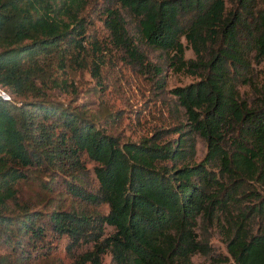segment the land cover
I'll return each instance as SVG.
<instances>
[{"label": "trees", "instance_id": "trees-1", "mask_svg": "<svg viewBox=\"0 0 264 264\" xmlns=\"http://www.w3.org/2000/svg\"><path fill=\"white\" fill-rule=\"evenodd\" d=\"M105 38L158 79L139 44L199 77L172 88L184 122L120 141L96 126L113 112L49 98L52 69L88 68L101 82ZM262 61L264 0H0V89L21 97L0 96V264L51 263L53 237L85 244L77 264L105 253L108 264H191L195 254L264 264V73L251 66ZM210 231L225 253L211 250Z\"/></svg>", "mask_w": 264, "mask_h": 264}, {"label": "rangeland", "instance_id": "rangeland-1", "mask_svg": "<svg viewBox=\"0 0 264 264\" xmlns=\"http://www.w3.org/2000/svg\"><path fill=\"white\" fill-rule=\"evenodd\" d=\"M132 21L133 19H128V30L133 28ZM93 26L95 34L100 37L103 33L100 21L94 18ZM181 40L185 45L184 57H193L189 45L182 37ZM102 42L106 44V47L103 49L104 61L100 67L101 82L95 81L88 68L52 69V81L49 82L46 93L53 102L64 106L85 107L88 111L105 109L113 112L110 122L103 123L102 118L99 117L96 126L116 136L120 141L136 140L140 136H149L156 129L168 128L178 121H185L183 110L172 88L194 82L199 78L197 75L185 70H171L164 62L163 51L139 44L145 61L162 67V78L158 79V75H152L150 71L142 72L138 65L130 63L129 59L118 49L107 44L106 38ZM251 66L259 74L264 73L263 61L253 62ZM3 90L13 99H21L20 96L13 95L7 89ZM173 135L170 134V136ZM204 152V141L199 136H195L194 153L191 160L198 161ZM83 160L91 173L94 162L86 155L83 156ZM92 177L91 173L89 178L92 179ZM19 186H21V198L33 196V190L28 185L19 184ZM33 188L36 189V187ZM32 206L40 210L50 207L45 202L41 203L37 200L32 201ZM97 209L105 212L106 205L102 203L97 206ZM254 227L252 225L253 229ZM108 230L109 227L106 226L105 231ZM207 236L212 251L226 252L222 237L213 231L207 233ZM84 247L85 244H82L79 248L69 250L66 247L65 238L53 237L50 239L48 251V254L52 256V261L47 264H77L75 262L76 253L81 252ZM2 251L3 248H0V252ZM101 261L102 264H108L109 257L106 253L102 255ZM208 262L209 256L195 254L192 256L191 264H208ZM31 264H43V262L34 260Z\"/></svg>", "mask_w": 264, "mask_h": 264}, {"label": "clouds", "instance_id": "clouds-1", "mask_svg": "<svg viewBox=\"0 0 264 264\" xmlns=\"http://www.w3.org/2000/svg\"><path fill=\"white\" fill-rule=\"evenodd\" d=\"M5 95V93H3V92H0V96H4Z\"/></svg>", "mask_w": 264, "mask_h": 264}, {"label": "built area", "instance_id": "built-area-1", "mask_svg": "<svg viewBox=\"0 0 264 264\" xmlns=\"http://www.w3.org/2000/svg\"><path fill=\"white\" fill-rule=\"evenodd\" d=\"M0 92H3L1 89H0ZM4 93V92H3ZM5 95H6V93H5Z\"/></svg>", "mask_w": 264, "mask_h": 264}]
</instances>
